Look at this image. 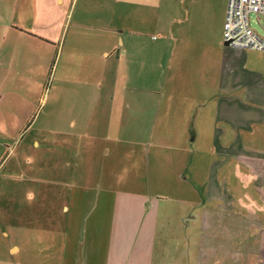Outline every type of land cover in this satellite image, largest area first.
Here are the masks:
<instances>
[{
    "label": "crops",
    "instance_id": "crops-1",
    "mask_svg": "<svg viewBox=\"0 0 264 264\" xmlns=\"http://www.w3.org/2000/svg\"><path fill=\"white\" fill-rule=\"evenodd\" d=\"M3 1L7 23L0 29V117L30 119L20 126L26 129L48 103L51 116H68L58 113L56 105L61 101L52 97L58 81L57 85L87 87L85 101L92 107H107L117 118L126 110L146 119L156 117L159 131L186 135L188 142L192 136L194 142L197 135L209 132L214 135V155L257 148L256 161L242 154L241 162L257 175L260 236L256 243L243 239L253 227L249 222L236 228V233L241 238V264H264V53L224 45L228 0ZM263 20L264 16L256 19L259 24ZM58 68L60 78L51 79L46 100V80H40L39 73L43 70L52 76ZM131 113L132 123L135 116ZM8 133L0 124L6 180L18 172L16 164L9 166L14 148L7 147ZM91 133L102 131L97 128ZM34 145L38 147V141ZM88 175L85 172L83 179ZM64 178L68 176L53 174L55 185L45 195L50 206L60 207L66 217L58 224L14 222L0 209L5 238L14 228L49 234L34 243L12 242L7 246L9 256L30 253L34 244L35 251L46 252L57 264L154 261L149 249L139 244L138 233L132 237L127 229L131 225L126 211L130 203L123 201L126 196L98 185L62 184ZM219 195L212 193L209 199L214 201ZM197 217L189 214L184 222L187 237L181 240L184 249L175 264L218 262V258H204L200 249L194 257L190 254L202 247L195 233L191 237L190 222ZM145 246L152 247V241ZM235 256L232 251L225 264H234Z\"/></svg>",
    "mask_w": 264,
    "mask_h": 264
},
{
    "label": "rangeland",
    "instance_id": "rangeland-1",
    "mask_svg": "<svg viewBox=\"0 0 264 264\" xmlns=\"http://www.w3.org/2000/svg\"><path fill=\"white\" fill-rule=\"evenodd\" d=\"M3 3L0 0V29L7 23L3 18ZM12 16L11 8V19ZM252 27L264 34V20L259 24L252 17ZM59 68L52 76L43 70L39 73L40 80H46V100L50 97L51 79L60 78ZM1 77L0 68V80ZM33 77L37 80L38 75ZM57 83L52 97L61 102L56 110L68 116H51L47 102V107L31 119L26 129L20 126L24 120L28 124L30 119L0 117V124L9 131L7 147L14 148L9 166H18L17 175H10L14 179L6 180L8 166L2 169L5 157L0 158V209L6 217L45 227L52 221L56 224L64 221L66 217L60 207L50 206L45 196L55 185L51 176L59 174L68 176L62 184L98 185L126 196L123 201L130 203L126 211L131 225L127 229L133 232L132 237L134 232L138 233L139 244L153 255L154 261L148 264L176 263L175 259L183 253L184 246L180 243L187 237L184 222L189 214L198 216L197 221L190 222V231L191 237L195 233L196 242L201 241L202 245L190 252L191 256L200 249L204 258L212 261L218 258L214 264H225L226 257L234 251L238 259L234 264H241V238L236 228L249 222L253 227L249 237L245 234L243 239L256 243L260 236L257 175L241 162L242 154L256 161L260 153L257 148L214 155L211 148L214 135L209 132L197 135L194 142L192 136L188 142L186 135L159 131L161 126L156 117L146 119L139 117L138 112L126 110L117 118L107 107L95 108L85 101L87 87ZM130 113L135 116L132 123ZM97 128L102 133H91ZM34 141H38V147ZM85 172L88 179L82 177ZM212 193H219L221 198L209 199ZM140 202L151 205V209ZM1 218L0 213V222ZM2 232L0 227V264H57L46 252L35 251L34 244L30 253L12 257L7 252L12 242L34 243L36 238H46L48 233L14 228L9 229V238H5ZM149 240L150 248L145 246Z\"/></svg>",
    "mask_w": 264,
    "mask_h": 264
},
{
    "label": "built area",
    "instance_id": "built-area-1",
    "mask_svg": "<svg viewBox=\"0 0 264 264\" xmlns=\"http://www.w3.org/2000/svg\"><path fill=\"white\" fill-rule=\"evenodd\" d=\"M264 16V0H228L223 43L229 48L264 52V35L252 27V17Z\"/></svg>",
    "mask_w": 264,
    "mask_h": 264
}]
</instances>
